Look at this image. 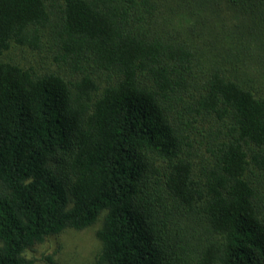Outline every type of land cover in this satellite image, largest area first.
<instances>
[{
  "label": "trees",
  "instance_id": "trees-1",
  "mask_svg": "<svg viewBox=\"0 0 264 264\" xmlns=\"http://www.w3.org/2000/svg\"><path fill=\"white\" fill-rule=\"evenodd\" d=\"M98 221L95 264H264V0H0V264Z\"/></svg>",
  "mask_w": 264,
  "mask_h": 264
},
{
  "label": "rangeland",
  "instance_id": "rangeland-1",
  "mask_svg": "<svg viewBox=\"0 0 264 264\" xmlns=\"http://www.w3.org/2000/svg\"><path fill=\"white\" fill-rule=\"evenodd\" d=\"M100 224L81 231L66 229L33 245L24 255L32 264H95L101 248L97 238Z\"/></svg>",
  "mask_w": 264,
  "mask_h": 264
}]
</instances>
